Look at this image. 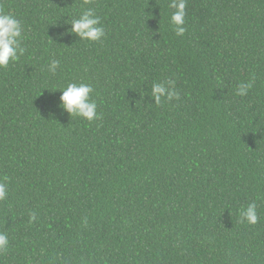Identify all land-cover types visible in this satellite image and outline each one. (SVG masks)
Returning <instances> with one entry per match:
<instances>
[{"label": "trees", "instance_id": "1", "mask_svg": "<svg viewBox=\"0 0 264 264\" xmlns=\"http://www.w3.org/2000/svg\"><path fill=\"white\" fill-rule=\"evenodd\" d=\"M88 8L100 42L67 34ZM0 12L22 21L25 49L0 67V264H264V0H0ZM69 83L92 86L98 120L58 106ZM153 83L177 96L154 103ZM253 202L257 223H241Z\"/></svg>", "mask_w": 264, "mask_h": 264}, {"label": "clouds", "instance_id": "2", "mask_svg": "<svg viewBox=\"0 0 264 264\" xmlns=\"http://www.w3.org/2000/svg\"><path fill=\"white\" fill-rule=\"evenodd\" d=\"M183 7L184 5L181 4V11L172 16V23L177 26L176 32L178 35H182L185 31L183 27H180L183 24ZM65 23L71 26L67 29V34H75L80 41L100 42L105 36V29L101 24V19L91 8L82 11L77 18L71 19V22ZM22 31L23 24L21 20L11 14L0 12V67H7L10 62L17 61L19 56L23 55L25 49L21 46L23 39ZM60 35L63 36L65 33H61ZM59 66L60 62L58 60H52L48 65V71L55 74ZM251 87V82L248 84H240L237 95H247L248 89ZM60 92L58 106L70 114L71 117H79L89 122L100 118L97 112V103L91 98L93 88L90 84L69 83L66 87L60 89ZM176 96L177 93L169 86H165L162 83H153L151 98L154 100V103L160 104L162 97L171 100ZM6 196L7 185L0 183V200H4ZM239 215L241 223L245 221L249 224L257 223L256 203H250L246 208L241 209ZM31 219H35L34 214H32ZM8 245V235L6 233H0V252L5 251Z\"/></svg>", "mask_w": 264, "mask_h": 264}]
</instances>
